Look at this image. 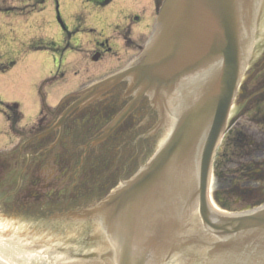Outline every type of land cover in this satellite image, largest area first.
<instances>
[{"label": "flooded vegetation", "instance_id": "af4514ba", "mask_svg": "<svg viewBox=\"0 0 264 264\" xmlns=\"http://www.w3.org/2000/svg\"><path fill=\"white\" fill-rule=\"evenodd\" d=\"M161 3L0 0L1 211L30 223L76 228L91 236L92 245L107 241L101 222L83 211L148 162L168 133L170 115L144 97L100 139L133 99L126 81L62 115L93 83L80 79L82 64L106 62L110 74L123 69L144 46ZM41 52L50 58L40 59ZM44 70L48 74L39 81ZM212 189L213 202L226 212L264 203V35L215 153ZM92 250L80 256L101 257Z\"/></svg>", "mask_w": 264, "mask_h": 264}, {"label": "water", "instance_id": "95a60500", "mask_svg": "<svg viewBox=\"0 0 264 264\" xmlns=\"http://www.w3.org/2000/svg\"><path fill=\"white\" fill-rule=\"evenodd\" d=\"M257 1L164 0L142 53L83 94L85 100L128 81L134 99L112 129L144 96L161 106L178 92L167 139L93 211L109 234L115 264H176L194 243L203 247V259L191 255L194 262L264 264V206L228 215L207 200L213 154L245 68ZM260 19L259 30L264 10ZM192 218L197 241L186 238Z\"/></svg>", "mask_w": 264, "mask_h": 264}, {"label": "rangeland", "instance_id": "374dc122", "mask_svg": "<svg viewBox=\"0 0 264 264\" xmlns=\"http://www.w3.org/2000/svg\"><path fill=\"white\" fill-rule=\"evenodd\" d=\"M261 34L264 35V22L261 28ZM50 52H41L40 59L50 58ZM53 65H51L52 67ZM80 71V79L85 83L95 82L101 78L106 77L110 72L106 69V62L99 61L94 62L87 60L86 63L82 64V69ZM48 70L40 72V80L42 81ZM38 227L39 229H36ZM0 232L6 235L8 238L17 236L28 237L31 239L32 243H37V249H44V253L47 256H53L54 258H62L66 256L74 257L79 253H84L88 249L86 248L91 242V236L85 232L77 230L76 228L58 229L54 226H47L46 224H36L34 222H26L22 219H16L10 215H7L0 210ZM17 240V239H16ZM28 241H23L22 244L29 246ZM44 245V246H43ZM46 246V247H45ZM49 248L50 250H48ZM31 248H28L30 251ZM80 250H83L80 252ZM49 258V257H48ZM42 264H51L52 260H47ZM44 261V260H43ZM51 262V263H50ZM19 264V263H17ZM61 264V263H60Z\"/></svg>", "mask_w": 264, "mask_h": 264}, {"label": "bare ground", "instance_id": "6f19581e", "mask_svg": "<svg viewBox=\"0 0 264 264\" xmlns=\"http://www.w3.org/2000/svg\"><path fill=\"white\" fill-rule=\"evenodd\" d=\"M19 241V242H18ZM18 241L12 240V238H8L6 235H3V233L0 232V258L6 262H10L12 264H42L41 262H35L42 261L41 258L46 261V256L43 254V252L40 251H28V248H33L34 244H31L30 246H27L25 244H22L20 238H18ZM100 245H97L96 249H101L102 251H105L107 246L105 242L99 243ZM35 252V253H34ZM185 257V256H184ZM190 260H192V257L190 256ZM43 262V261H42ZM62 264H81V263H75L71 262L67 259H64V261H61ZM189 262V261H188ZM51 264H59V260H54ZM83 264H96V263H83Z\"/></svg>", "mask_w": 264, "mask_h": 264}]
</instances>
